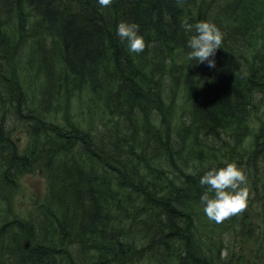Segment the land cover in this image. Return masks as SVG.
<instances>
[{
    "label": "trees",
    "instance_id": "1",
    "mask_svg": "<svg viewBox=\"0 0 264 264\" xmlns=\"http://www.w3.org/2000/svg\"><path fill=\"white\" fill-rule=\"evenodd\" d=\"M185 20L221 31L214 67L188 59ZM263 111L264 0H0V201L49 172L32 219L0 225V264H264ZM233 161L247 205L216 223L200 176Z\"/></svg>",
    "mask_w": 264,
    "mask_h": 264
},
{
    "label": "clouds",
    "instance_id": "2",
    "mask_svg": "<svg viewBox=\"0 0 264 264\" xmlns=\"http://www.w3.org/2000/svg\"><path fill=\"white\" fill-rule=\"evenodd\" d=\"M97 2L102 7H108L113 0ZM183 28L187 33L188 59L192 62H207L209 67H214L216 50L222 44L219 28L209 20L194 23L185 20ZM116 33L122 42H127L130 51L139 53L145 49L146 42L138 23L121 20L117 24ZM200 183L208 186L200 200L210 220L221 223L245 209L248 198L247 177L234 161L226 162L223 166L209 167L200 176Z\"/></svg>",
    "mask_w": 264,
    "mask_h": 264
},
{
    "label": "rangeland",
    "instance_id": "3",
    "mask_svg": "<svg viewBox=\"0 0 264 264\" xmlns=\"http://www.w3.org/2000/svg\"><path fill=\"white\" fill-rule=\"evenodd\" d=\"M74 106V110H79L78 103ZM261 121L264 120V111L261 114ZM10 127L12 131V138H15L16 149L19 153L29 151L30 134L24 132L25 127L22 126L16 119L11 120ZM251 136H249L246 143H250ZM34 168V167H33ZM16 182L15 195L7 206L5 203L0 201V225L4 222L3 220H27L32 219V215L37 211V208L45 201V189L49 182V172L46 171L45 167L38 166L31 173H24L19 175ZM4 204V205H3ZM247 240V241H246ZM246 241V242H244ZM240 247L236 250L240 256H248L249 249L251 248L253 241L244 239L241 242Z\"/></svg>",
    "mask_w": 264,
    "mask_h": 264
},
{
    "label": "flooded vegetation",
    "instance_id": "4",
    "mask_svg": "<svg viewBox=\"0 0 264 264\" xmlns=\"http://www.w3.org/2000/svg\"><path fill=\"white\" fill-rule=\"evenodd\" d=\"M26 245H28V244L26 243Z\"/></svg>",
    "mask_w": 264,
    "mask_h": 264
}]
</instances>
